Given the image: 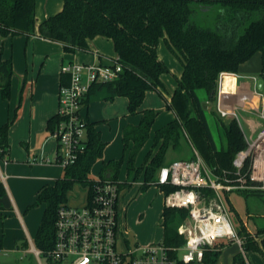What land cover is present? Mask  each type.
Instances as JSON below:
<instances>
[{
    "label": "trees",
    "instance_id": "trees-1",
    "mask_svg": "<svg viewBox=\"0 0 264 264\" xmlns=\"http://www.w3.org/2000/svg\"><path fill=\"white\" fill-rule=\"evenodd\" d=\"M35 7L36 0H0V33L3 36L38 33L40 37L61 43L69 53L89 51L90 41L95 38H104L113 43L114 58L121 62L123 71L113 81L95 84L89 98L106 88L112 98L124 96L128 99L130 115L142 113L137 125L124 128L123 144L124 152L130 150L128 173L134 174L133 178L136 179L145 171L143 190L157 180L161 167L170 163L167 162L169 153H182L186 145L199 152L215 174L237 178L234 160L247 147L240 120L225 119L211 109L222 140V145L218 146L207 118L208 108L203 103L206 100L211 104L216 103L222 72L238 73L243 62L259 51L264 52V0H64V6L58 13L40 23L35 15ZM161 41L165 42L183 66L178 85L170 98L163 92L165 84L162 76L169 73L170 68L159 57L158 46ZM13 74V60L0 59V87L4 99L11 96ZM259 76L264 79V56ZM66 82L67 77L62 76L61 83ZM150 90L161 94L166 100L167 109L175 113V118L157 130L145 163L136 167L137 157L150 139L158 116L154 109L141 108ZM201 90L207 92L206 100L201 98ZM59 120L58 114L48 120L51 133ZM12 122L10 120L0 126V155L10 148L9 130ZM97 123L89 121L85 147L80 150L76 162L65 167L64 177L52 184H45L39 190L35 202L28 207L45 206L34 240L38 249L48 251L54 247L58 208L68 201L74 184L81 182L87 186L94 180L91 175L93 167L103 159L106 147L96 127ZM156 147L158 150L154 153ZM123 163V157L105 163L101 176L118 178ZM248 165L249 161H246L243 172ZM247 183L251 181L247 179ZM178 188L171 184L161 186L165 194ZM236 191L257 195L264 204V189ZM3 192L4 187L0 184V194ZM203 192L213 194L210 188H204ZM231 192H226L227 196ZM229 208L233 210L231 203ZM188 214L187 208L164 207V243L169 246L185 243L178 226ZM237 229L244 238L245 251L263 250L247 231L243 221ZM257 233L264 235V229ZM227 244H219L218 250L207 251L204 261L214 264ZM232 264L250 262L239 252L234 255Z\"/></svg>",
    "mask_w": 264,
    "mask_h": 264
},
{
    "label": "built area",
    "instance_id": "built-area-1",
    "mask_svg": "<svg viewBox=\"0 0 264 264\" xmlns=\"http://www.w3.org/2000/svg\"><path fill=\"white\" fill-rule=\"evenodd\" d=\"M123 66L117 58L108 63L65 62L58 93L60 120L51 133L58 141V150L49 163L73 165L85 147L89 119L84 114L86 100L95 84L119 78ZM227 77L233 78L227 85ZM256 85L258 78L254 77ZM229 87V88H227ZM237 89L235 73L222 72L219 76L216 109L224 117L239 119L235 109L223 106V99ZM264 119V107L258 110ZM249 161L248 168L243 172ZM236 179L215 174L199 155L195 159L175 160L161 167L159 185L179 188L165 194V207L187 208L189 214L178 226L185 237L181 246H169L162 241L141 244L122 238L123 212L120 209L121 185L119 178L101 175L87 185V198L79 206L69 200L58 208L56 241L52 249L44 251L32 245L37 264H191L203 262L207 251L218 250L221 239L236 242L247 257L244 238L233 223L230 208L223 192L240 189H264V125L256 137L247 139V147L234 160ZM247 179L251 183H247ZM204 188L213 190L207 195ZM122 214V215H121ZM248 259V258H247Z\"/></svg>",
    "mask_w": 264,
    "mask_h": 264
},
{
    "label": "crops",
    "instance_id": "crops-1",
    "mask_svg": "<svg viewBox=\"0 0 264 264\" xmlns=\"http://www.w3.org/2000/svg\"><path fill=\"white\" fill-rule=\"evenodd\" d=\"M63 6L64 0H36L35 15L38 20V23L44 21L49 16L58 13L63 8ZM23 45L26 50L30 49L32 54H35L36 51L40 54L39 56L41 60V65L37 75L39 76L41 73L42 75H44L45 79H50L51 82H55L56 89L54 91H50L51 95L54 98L49 104V107L44 109L38 117L35 116L31 120V124L29 125V139L27 138L29 142L25 144L28 151L24 152V150H20L21 154H15L13 152V146L11 147V143L13 144L14 135L16 134V124L12 125L9 130L10 148L8 152H5L3 155H0V184L4 187L3 194H0V264H10L9 258H7V254L9 253L21 254L22 252V254H26L27 252H32V245H35L34 240L32 238V234L38 231L39 224L38 222H36L35 217L32 216V213L28 211V207L29 205L35 202L39 190L45 184H52L58 179L54 175L39 174L38 167L42 164H44V166L55 165L53 163L47 162L46 159H52L53 157H55L56 152L58 150V141L52 135L47 136V134L49 133L48 120L51 117L55 116L58 112V93L62 77V64L71 61L86 63H108L115 57L113 43L110 40L104 38H95L91 40V49L89 51H77L75 53H69L64 50L63 45L61 43L40 37L38 33L31 35L20 34L14 36H3L0 33V59L7 60L11 58L13 60L12 54L15 51V47H21ZM158 54L160 59H162L163 61H165V59L168 57L174 56L167 48L164 41H161L158 46ZM51 55L56 58V63L53 69L49 68L47 64L49 60L48 58L51 57ZM263 56L264 52L259 51L255 53L249 60L243 62L240 65L238 73H235L237 76V89L229 94H226L223 99V106L225 108L235 109L238 112L239 120L246 136V139L256 137L261 126L264 125V119L258 114V110H261L264 107V90H259L258 84L256 85V82L254 80V77H257L258 79L260 78L259 75L263 68ZM29 61L30 60L27 59V65ZM14 67L15 64L13 61V68ZM162 79L165 83V74L162 76ZM230 80H233V78L227 77V85L230 83ZM177 85L173 87V89H171L169 98L171 97ZM101 90L97 91L96 93L90 96L87 106L84 110V114L90 121L98 122L96 124V127L101 132L102 140L106 142V147L103 153V159H101V161L105 164L111 160L118 159L107 160L104 158L105 150L108 147L110 141H108V138L105 137L103 128L107 125L111 126L114 117L93 119L91 118L89 112L92 96L97 94ZM203 99L206 100L207 98L203 97ZM141 108L150 109L148 107H144L143 105ZM128 115L131 116L129 113ZM141 117L142 113H139V121L137 123L135 122V124L129 123L127 125H124L123 131L124 128L128 125H137L140 122ZM158 118L159 117L157 116L155 123L152 127L150 139L142 148L137 157L136 167H140L145 163L147 154L152 149L154 137L157 130L172 121L175 118V113L167 109L166 114L160 121H158ZM231 118L233 117L230 116L225 119ZM8 121H10V119L6 121V110L5 108H3L2 110H0V126L7 123ZM37 140H42L39 146L37 145ZM157 150L158 147L154 149V153ZM51 154H53V157L49 156ZM31 155L34 156V159L32 160L30 159ZM38 158L41 159L38 160ZM123 165H125L124 179L120 177L121 172L123 170ZM133 176L134 174L128 173L127 160L126 162L124 161L118 175V178L123 181L121 185L120 205L124 203L125 197L127 196V194L130 193L132 188L137 190L138 193L143 190L142 186L145 185V171H142V173L136 179H134ZM25 177L29 179L32 178L35 180H32L33 182L30 185H27L28 187L26 186V194V187L21 190V192L24 194L23 195L20 193L18 185L19 183H21V180ZM152 186L157 187L164 195L165 207L164 191L159 185L155 184L154 182L149 185V187ZM42 206L45 209V206ZM125 207L124 211L127 209ZM10 221H12L14 224H12V227H10ZM263 238L264 235L259 238H256V240L259 242V240H263ZM248 260L251 264L250 259Z\"/></svg>",
    "mask_w": 264,
    "mask_h": 264
},
{
    "label": "rangeland",
    "instance_id": "rangeland-1",
    "mask_svg": "<svg viewBox=\"0 0 264 264\" xmlns=\"http://www.w3.org/2000/svg\"><path fill=\"white\" fill-rule=\"evenodd\" d=\"M39 55L40 54L37 51L35 54H32L31 50H26L24 45L21 47L16 46L15 51L12 54L15 67L11 86V96L9 99L5 100L3 98L2 88L0 87V110L5 108L6 121L8 119L13 121L11 126L17 124L13 144L11 143V147L13 146V152L15 154H21L20 150H24V152L28 151L25 144L29 142L27 138L29 137V125L31 124V120L35 116L38 117L44 109L49 107V104L54 98L50 91L56 89L55 82H51L50 79H45L44 75L41 73L39 76L37 75L41 65ZM27 59L30 60L28 65ZM48 59V66L53 69L56 63V58L51 55ZM165 61L170 68V72L165 74V89H163V92L164 95L169 98L171 89H173L178 83V78L183 71V66L175 56L168 57ZM199 94L202 99L203 97H208L207 92L204 90L199 91ZM143 106L156 110L159 113L158 121H160L166 114V100L157 91L150 90L147 92ZM212 107L216 109V103L213 102L212 106L209 107L210 109H207V118L214 138L218 146H221L222 140L220 139L217 130L216 118L211 111V109H213ZM89 112L93 119L114 117L112 125H107L103 128L105 137L110 141L105 150L104 158L108 160L121 159L123 157L126 162L130 150L128 149L126 152L123 150V127L129 123H137L139 121V114L129 116L127 98L124 96H116L113 99L107 89L101 90L92 96ZM216 112H218L217 109ZM50 135L52 134L49 131L47 136ZM41 141L42 140H37L38 146L41 144ZM53 154L49 156L53 157ZM199 155V152H197L192 146L186 145L185 151L182 153L170 152L167 157V162L171 163L180 159H195ZM30 159H34V156L31 155ZM39 159L41 158H38V160ZM53 164L55 165H39L38 173L41 175H54L57 178L64 177V166L60 163ZM103 166L104 163L101 160L95 164L91 173L94 179H97L100 176ZM124 167L125 165H123V170L120 176L123 179L125 175ZM32 180L35 179L25 177L21 180V183L18 185L21 194H23L21 190L27 185H30L33 182ZM27 187L25 188V194L27 192ZM222 194L226 204L229 206L231 203L233 208L230 212L235 227L240 228V224L243 221V223L246 224L247 231L252 234L255 239L263 236V234L258 235L257 233L259 230L264 229V204L261 199L257 195L251 193L242 194L238 191H233L229 193L228 196L226 192H223ZM86 198L87 187L81 182H76L72 190L69 192L68 200L70 204L79 206L84 203ZM124 207L127 208V211H124ZM120 209L123 212V232L120 233L122 238H127L132 244L136 242L146 244L163 240L164 195L157 187L152 186L139 193L132 188L130 193L125 197L124 203L120 205ZM28 211L32 213V216L35 217L36 222L40 225L44 213V207L38 205L32 207ZM9 224L10 227L14 225L12 221H10ZM37 232L32 234L33 240H35ZM222 243L228 244L222 248L214 264H232L234 255L241 252V246L236 242L230 243L227 239H221L219 244ZM259 244L263 250L246 251L247 258L250 259L251 264H264V242L262 239L259 240ZM7 258H9L10 264H37L35 254L32 252H27L26 254H22V252L21 254L9 253L7 254ZM191 264L209 263L206 261H195Z\"/></svg>",
    "mask_w": 264,
    "mask_h": 264
},
{
    "label": "water",
    "instance_id": "water-1",
    "mask_svg": "<svg viewBox=\"0 0 264 264\" xmlns=\"http://www.w3.org/2000/svg\"><path fill=\"white\" fill-rule=\"evenodd\" d=\"M258 89L261 91L264 90V79L263 78L258 79ZM203 105L205 108H209L212 104L210 101H205Z\"/></svg>",
    "mask_w": 264,
    "mask_h": 264
}]
</instances>
